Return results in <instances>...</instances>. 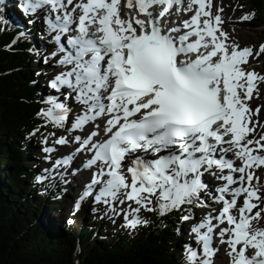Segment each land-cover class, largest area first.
Returning a JSON list of instances; mask_svg holds the SVG:
<instances>
[{
	"label": "snow or ice",
	"instance_id": "1",
	"mask_svg": "<svg viewBox=\"0 0 264 264\" xmlns=\"http://www.w3.org/2000/svg\"><path fill=\"white\" fill-rule=\"evenodd\" d=\"M21 7L48 37L38 62L58 69L34 74L49 76L54 94L41 100V123L29 136L49 126L65 133L42 134V151L51 160L65 148L52 163L62 177L68 169L88 173L74 209L91 198L130 232L150 223L142 212L180 211L194 241L185 242L182 264H213L221 248L226 264H264V185L256 175L264 172V122L251 106L264 95V75L252 70L264 43L240 46L213 0H21ZM194 208L206 210L199 220Z\"/></svg>",
	"mask_w": 264,
	"mask_h": 264
},
{
	"label": "trees",
	"instance_id": "2",
	"mask_svg": "<svg viewBox=\"0 0 264 264\" xmlns=\"http://www.w3.org/2000/svg\"><path fill=\"white\" fill-rule=\"evenodd\" d=\"M248 1L254 19L263 25L264 0ZM261 36L264 43V29ZM14 39L18 42L12 44ZM35 46L21 22L8 14L0 18V264H182L181 226L186 223L179 220L180 211L142 215L150 223L134 232L120 223L108 229L92 211L94 219L79 232H71L64 217L59 218L62 230L50 221L48 211L61 209L51 202L58 192L47 195L45 182L36 181L32 160H41L42 134L55 131L59 136L63 131L49 126L29 136L41 123L35 111L47 96L31 78L33 52L28 49ZM262 69L264 75V62Z\"/></svg>",
	"mask_w": 264,
	"mask_h": 264
},
{
	"label": "rangeland",
	"instance_id": "3",
	"mask_svg": "<svg viewBox=\"0 0 264 264\" xmlns=\"http://www.w3.org/2000/svg\"><path fill=\"white\" fill-rule=\"evenodd\" d=\"M15 3L19 5L20 11L22 13H24L23 9L21 7V0H9L7 3V4H9L8 7H5L3 9L4 5H0V16L4 15V14H8L10 16L11 15L16 16L18 13L14 9ZM247 3H249L248 0H213L214 6H218V7L223 8L222 19L224 20V27H225V30L229 32L232 39H234L242 47L243 46H251L254 48H258V46L263 42L261 33L264 29V23H263V25H261V23H262L261 21H257L254 19L253 15L248 11L249 6ZM243 4H246V6H243ZM245 14H250L251 19L240 20L239 18ZM29 19H30L29 16L26 17V21H27L26 31H27V33L29 34V36L33 35V38L40 37L39 35L41 33L38 30L39 27L37 26V24L35 26H33L32 24H29L28 23ZM44 35H46V34L43 32L42 36L44 37ZM46 37H47V35H46ZM44 46L49 47L48 37H47L46 41L44 40ZM263 62H264V59L258 58L256 61L253 62L252 70L256 71L258 74H261L260 71L263 70L261 68V64H263ZM39 64L42 65L41 63H39ZM54 71H58V69L55 68ZM32 79H33V81H36L38 83V76L32 75ZM40 88L42 89L43 87H40ZM45 88H46V91L49 89L48 87H45ZM261 91L264 92V88H261ZM251 106L254 108L256 106L260 107L259 117H260L261 122H264V95L256 96L251 101ZM69 123H70V121H69ZM49 143L51 145V138L49 139ZM64 152H65V148L62 146H58V151L53 152V154H49V155H51V160H44L43 159L44 161L49 162V168L47 169L48 170L47 174L56 176L58 178L62 177L59 173L64 172V169L63 168L53 169L52 163L55 161V159L60 157V155ZM43 155L45 157V153H43ZM256 175L259 178L258 182L260 184L264 185V172H260L259 170H257ZM87 176H88V174L84 171H81L80 174H77L75 176L72 174V169H68L67 172H65L63 177L65 178L66 186H65L64 192H63L64 195L61 197L63 199V205H62V208L64 210L63 217H66L67 219H69L70 214L75 213L74 212L75 211L74 200L76 199L78 193L81 191V188H82L81 181L83 182L85 180V177H87ZM204 179L206 181H210L213 187L217 183L216 181H214L211 177H209L207 175L205 176ZM76 181H78L79 186L74 185V182H76ZM254 182H256V181H254ZM52 183H53V180L50 181L49 186H51ZM78 188L80 190L75 192V189H78ZM96 206L99 209V211H98L99 216L101 217V219H103V224H105V222H106V226L108 229L113 228V226L116 223H120V228H122V224H123L122 217L109 218L110 214L109 215L104 214V206L103 205H96ZM91 207H93L92 203H91V198L85 200L82 203V205H81L82 212L80 213V216L76 221V226L73 227V230H78L79 228H81V226L83 224L89 223L92 221V219H94L93 216L85 214L88 211V209H90ZM84 211H85V213H84ZM193 211L195 213V219L199 220L200 219L199 217H201V215L206 210L196 209ZM61 214H62V212H60V215ZM146 214H147L146 212L141 213V215H146ZM47 216L49 218H51L52 221H54L55 219L57 220V217H59V214H57L56 212H50ZM41 219L46 220V217L44 214L41 215ZM113 220H115V223H113ZM185 222H186L187 226L181 230V239L180 240L184 244H185V242H188L190 244L194 243V241L192 239V235L190 233V225H191L192 221H185ZM54 225H56V227H58V223L54 224ZM126 230L129 231L128 229H126ZM105 232H107V231H105ZM106 234L107 233H105V235ZM226 258H227V256L225 254V251L221 248L220 251L213 257V264H226V262H227Z\"/></svg>",
	"mask_w": 264,
	"mask_h": 264
},
{
	"label": "bare ground",
	"instance_id": "4",
	"mask_svg": "<svg viewBox=\"0 0 264 264\" xmlns=\"http://www.w3.org/2000/svg\"><path fill=\"white\" fill-rule=\"evenodd\" d=\"M4 9V8H3ZM36 24H37V26L38 27H40V23H39V20L37 19V21H36ZM37 35V34H36ZM22 37V36H21ZM26 38V37H25ZM36 38V37H35ZM21 40V39H20ZM30 66L33 68V70H32V73L33 74H35L37 71H39V72H47V70H46V68H44L43 66H40L39 64H37L36 63V61L35 60H32V62H31V64H30ZM48 78V76H45L44 77V80L45 79H47ZM43 84H44V82H43ZM50 91H52L51 89H50ZM54 92V91H53ZM54 94V93H53ZM40 164H45V163H40ZM48 172V171H47ZM84 172H86V171H84ZM87 173V172H86ZM80 174V173H79ZM64 176V175H63ZM75 176V175H74ZM63 179V178H62ZM48 180V179H47ZM81 183H82V181H81ZM74 185L75 186H79L78 185V181H76V182H74ZM64 195V194H63ZM97 207V206H96ZM76 211V210H75ZM74 211V212H75ZM73 214V213H72ZM92 214V213H91ZM74 215V214H73ZM67 224V223H66ZM176 224H178V223H176ZM65 228V227H64ZM65 230H66V228H65ZM70 231V230H69ZM97 234V233H96ZM223 249V248H222ZM227 259V258H226Z\"/></svg>",
	"mask_w": 264,
	"mask_h": 264
}]
</instances>
